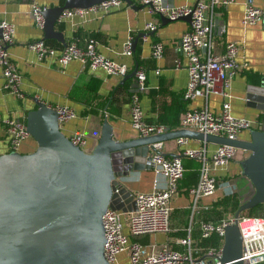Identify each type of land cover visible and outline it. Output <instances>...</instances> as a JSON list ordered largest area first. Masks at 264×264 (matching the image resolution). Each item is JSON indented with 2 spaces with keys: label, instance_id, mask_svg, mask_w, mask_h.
<instances>
[{
  "label": "crops",
  "instance_id": "crops-1",
  "mask_svg": "<svg viewBox=\"0 0 264 264\" xmlns=\"http://www.w3.org/2000/svg\"><path fill=\"white\" fill-rule=\"evenodd\" d=\"M61 1L0 0V19L13 23L15 27L14 42L8 46V53L10 60L22 75L20 92L23 95L18 97L3 89L0 68V118L15 116L25 121L27 111L34 107L32 97H37L52 107L67 105L75 110L77 116L60 124V128L67 136L77 131L83 133L84 151H91L97 144L102 119H107L111 124L117 140L140 136L129 121L130 95L136 91L133 88L135 78H128L123 82V77L118 74H108L101 68L92 70L78 60L60 67L53 58L38 60L36 54L28 47L32 40L43 38L42 27L37 26L32 17L33 3L51 7L61 5ZM132 1L137 6L143 5L141 0ZM196 1L161 0V5L166 8L190 6ZM254 1L256 5L264 7V0ZM243 2L244 0H237L226 8L216 9L217 23L212 51L221 52L228 41L240 42L237 59L240 62H247L248 66L232 79L230 86L232 114L256 121L264 116V112L247 105L245 95L247 85L259 83L264 76V24L263 21L252 26L242 24ZM148 22L157 23L156 30H146L145 25ZM189 25L190 22L184 19L161 24L160 16L151 12L148 7L132 9L125 5L107 12L89 10L83 17L73 15L58 22L56 29L63 32L68 42L74 41L79 45H85L88 41L94 40L97 52L119 63H125L129 68L128 73L134 68L137 58L134 52L130 55L124 54L123 45L129 38L133 40L140 34L136 48L138 47L137 56L140 64L146 70V89L139 93L145 119L149 123L161 124L167 130L173 131L181 128L180 120L186 109L206 103L209 109L218 111L222 103V97L217 94H210L207 101L200 96L191 100L183 97L188 76L184 67L186 59L181 55L177 44ZM141 33L150 34L143 36ZM156 41L164 45V52L160 58L152 55V44ZM177 60L181 62L180 66H176ZM104 101L109 111L100 110L98 114H84V111L91 108L90 104L94 106ZM239 138H248V131L240 133ZM201 142L191 139L187 146L196 147ZM36 146V141L29 137L23 141L19 152H32ZM181 149L182 146L177 145L175 139H171L164 141L162 152L173 157L179 155ZM9 151L5 125L0 122V155ZM246 155L247 152L238 151L228 165L227 171H219V174L225 175L226 178L235 179L237 205L252 194V185L241 174L239 163ZM184 161L187 172L179 191L171 199V231L147 236L143 238L145 244L169 242L173 247L180 248L178 240L185 238L189 233L192 243L200 245L202 241L198 222L206 218L218 219L222 211L225 212L221 207L218 211L212 206L217 198L225 195L223 189H219L214 195L201 199L200 207L190 222L191 196L186 187L195 182L196 173L195 168H191L193 163L187 159ZM122 183L132 193L151 191L162 188L165 184L164 179L146 164L142 168L131 170L123 178ZM118 260L120 264H125L126 252L120 253Z\"/></svg>",
  "mask_w": 264,
  "mask_h": 264
},
{
  "label": "built area",
  "instance_id": "built-area-1",
  "mask_svg": "<svg viewBox=\"0 0 264 264\" xmlns=\"http://www.w3.org/2000/svg\"><path fill=\"white\" fill-rule=\"evenodd\" d=\"M237 0H197L193 5L166 8L161 0H141L148 9L171 20L190 14L189 28L182 33L177 48L186 59L184 65L187 71V84L183 97L191 100L197 96L207 98L210 94L222 97L221 107L218 111L208 108L206 103L201 106L188 108L184 111L180 125L204 135H219L228 139H238L240 133L264 125V116L256 121L246 117L232 114L230 86L236 74L247 68V62L237 59L238 41H228L223 50L214 53L213 37L216 30V9H223ZM242 24L255 25L264 19V7L256 5L254 0H244ZM126 4L122 0H105L88 9L64 10L59 22L73 15L83 17L89 10L104 12L120 8ZM47 6L33 3L31 13L34 23L42 27L43 11ZM157 23L148 22L145 29L154 31ZM14 24L0 19V68L2 72V87L18 97L22 75L16 65L9 58L8 46L14 42ZM132 39L129 38L123 45L124 54H132ZM28 47L36 54L38 60L53 58L60 67L66 66L73 60L94 70L103 69L108 74L124 76L129 68L125 63L105 57L95 49V41L90 40L85 45L70 42L61 50L46 43L39 38L28 43ZM164 45L160 41L152 44V55L162 57ZM181 62L176 61V66ZM136 91L130 95L129 121L133 129L140 136H148L165 132L167 129L161 124L149 123L145 119L140 104L139 93L146 89V70L140 66L135 73ZM58 113L59 124L74 119L75 110L67 105L53 107ZM6 129L10 151H19L23 141L30 134L26 130L25 121L12 116L1 119ZM71 141L80 146L85 143V135L77 131L69 136ZM187 137H177L175 142L182 146L179 155L169 157L162 152L164 141L151 143L149 164L153 170L164 179L162 188H155L147 192L133 193L135 210L123 212L108 207L101 218L104 229V257L109 264H120L118 256L122 252L127 254L125 264H222L221 257L224 245L225 228L237 222L242 237L241 260L243 264H264V215L247 216L240 214L234 217L231 208H224L220 218H206L198 223L199 236L202 244H193L188 235L179 239L180 248L173 247L169 242L163 244L143 243V238L155 233H168L171 231V199L179 191L181 179L184 177L186 167L184 160L192 159L198 162L196 169V182L187 191L191 196L190 222L193 219L200 201L204 197L212 196L217 190L223 189L225 195L237 192V184L233 177L226 178L219 171H227L228 165L234 160L239 150L229 144H218L202 141L196 147H189ZM248 155V152H247ZM246 155V156H247ZM229 179L231 183L229 182ZM245 200V199H244ZM243 202V201H242ZM240 202L239 205L242 203ZM238 205V206H239ZM231 210V211H230Z\"/></svg>",
  "mask_w": 264,
  "mask_h": 264
},
{
  "label": "water",
  "instance_id": "water-1",
  "mask_svg": "<svg viewBox=\"0 0 264 264\" xmlns=\"http://www.w3.org/2000/svg\"><path fill=\"white\" fill-rule=\"evenodd\" d=\"M103 1L64 0L62 5L47 7L42 13L43 39L66 46L63 32L56 29L64 10L88 9ZM122 1L132 9L145 6ZM178 19L190 22V14ZM160 20L161 24L171 21L164 15ZM139 37L132 40V52ZM137 68L136 63L123 82L134 78ZM245 98L247 105L264 112V76L259 83L247 85ZM32 100L34 107L27 111L25 124L37 143L35 150L0 155V264H109L103 252L102 215L108 207L135 210L133 193L122 180L131 170L150 165V144L154 142L187 137L247 151L239 163L252 194L238 206L234 217L264 203V125L250 129L248 138L228 139L179 128L117 140L104 119L97 144L84 151L62 132L51 105L37 97ZM241 253L242 237L235 221L225 228L221 263L243 264Z\"/></svg>",
  "mask_w": 264,
  "mask_h": 264
},
{
  "label": "trees",
  "instance_id": "trees-1",
  "mask_svg": "<svg viewBox=\"0 0 264 264\" xmlns=\"http://www.w3.org/2000/svg\"><path fill=\"white\" fill-rule=\"evenodd\" d=\"M64 3V0L61 1V5ZM47 44L55 47L56 49L58 50H61L64 46L54 40H45ZM67 44L70 43L68 41H66ZM137 53H138V47L136 48V50L134 51V56H136V63L138 65V67L142 66L140 64V61L138 59V56H137ZM143 67V66H142ZM91 106L90 109H88L87 111H84V114L86 113H94V114H98L99 111L101 110H105V112L109 111V107H106V102H101V103H97L95 104L94 106H92L91 104L89 105ZM106 107V108H105ZM103 121V119H102ZM187 161H189L190 163H193L192 167L191 168H195V173L196 172V169L198 168V162L195 161V160H192V159H187ZM184 164H185V161H184ZM187 172V171H186ZM185 172V173H186ZM197 175V174H196ZM184 177H185V174H184ZM183 177V178H184ZM183 178L181 179L180 181V185H179V189L181 187V184H182V181H183ZM195 182H196V178H195ZM195 182L193 183H190L189 185H187L186 189H188L190 186H192L193 184H195ZM264 205V203H261V204H258L256 205L255 207L249 209V210H246V211H243L242 214L244 215H247V216H256L258 215L256 212L259 211V209ZM212 206L213 208L218 211H220V207L222 209H227L228 207L231 208L232 210H236L238 208V205H237V197H236V194L233 193V194H229V195H223L219 198H217V200H215L213 203H212ZM219 208V209H218Z\"/></svg>",
  "mask_w": 264,
  "mask_h": 264
},
{
  "label": "rangeland",
  "instance_id": "rangeland-1",
  "mask_svg": "<svg viewBox=\"0 0 264 264\" xmlns=\"http://www.w3.org/2000/svg\"><path fill=\"white\" fill-rule=\"evenodd\" d=\"M258 215H264V205L256 212Z\"/></svg>",
  "mask_w": 264,
  "mask_h": 264
}]
</instances>
